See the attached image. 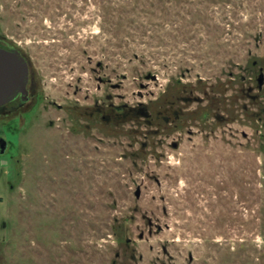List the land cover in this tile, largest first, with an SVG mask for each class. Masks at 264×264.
Wrapping results in <instances>:
<instances>
[{"label":"rangeland","instance_id":"374dc122","mask_svg":"<svg viewBox=\"0 0 264 264\" xmlns=\"http://www.w3.org/2000/svg\"><path fill=\"white\" fill-rule=\"evenodd\" d=\"M0 42V264H264V0H0Z\"/></svg>","mask_w":264,"mask_h":264},{"label":"water","instance_id":"95a60500","mask_svg":"<svg viewBox=\"0 0 264 264\" xmlns=\"http://www.w3.org/2000/svg\"><path fill=\"white\" fill-rule=\"evenodd\" d=\"M29 65L17 50L0 48V106L7 104L17 94L26 95L29 82ZM263 82V73L259 84ZM5 148L1 145V153Z\"/></svg>","mask_w":264,"mask_h":264},{"label":"flooded vegetation","instance_id":"af4514ba","mask_svg":"<svg viewBox=\"0 0 264 264\" xmlns=\"http://www.w3.org/2000/svg\"><path fill=\"white\" fill-rule=\"evenodd\" d=\"M0 48H5V49L10 50L8 47H6L5 45H3L1 42H0ZM12 50H14V49H12ZM21 55H22V53H21ZM261 73H263V82H262V84H259V78H258V89H259L260 92L264 90V67H261L260 68V74ZM28 84H29V82H28ZM28 95H29V92H28V85H27V94L26 95H22V94L19 93L12 100H10L7 104H5L3 106H0V108H3V107L7 106L10 103H14L17 100H20L23 103V102H25L29 98ZM102 116H104V115H102ZM1 145L4 146V148L7 147L6 142L3 139L0 138V148H1Z\"/></svg>","mask_w":264,"mask_h":264}]
</instances>
